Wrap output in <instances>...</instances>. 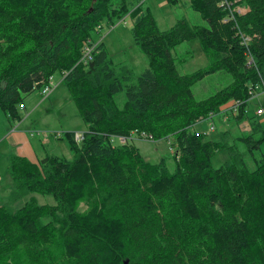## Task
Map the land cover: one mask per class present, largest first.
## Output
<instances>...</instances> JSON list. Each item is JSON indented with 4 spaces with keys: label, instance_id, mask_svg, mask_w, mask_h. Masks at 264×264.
Returning a JSON list of instances; mask_svg holds the SVG:
<instances>
[{
    "label": "trees",
    "instance_id": "1",
    "mask_svg": "<svg viewBox=\"0 0 264 264\" xmlns=\"http://www.w3.org/2000/svg\"><path fill=\"white\" fill-rule=\"evenodd\" d=\"M139 1L0 0L1 111L20 119L19 104L60 71L86 124L79 140L65 133L69 160L10 156L8 202H24L0 203V264H264V152H252L264 140L259 106L245 102L231 119L247 131L190 129L264 79V0H188L206 24L181 17L168 29ZM238 6L245 11H231ZM126 15L147 60L138 75L116 67L97 38ZM88 38L93 53L79 61ZM193 38L207 66L181 74L171 51ZM218 71L230 82L195 98L192 85ZM135 129L172 144V170L128 140L114 143ZM222 149L229 159L212 167ZM37 193L55 203H38Z\"/></svg>",
    "mask_w": 264,
    "mask_h": 264
},
{
    "label": "rangeland",
    "instance_id": "2",
    "mask_svg": "<svg viewBox=\"0 0 264 264\" xmlns=\"http://www.w3.org/2000/svg\"><path fill=\"white\" fill-rule=\"evenodd\" d=\"M143 5L153 14L157 26L161 29L170 28L181 17H185L192 25L206 24L205 20L189 7L188 0H144ZM239 8L242 9V7ZM132 23L131 16L126 15L124 19L117 21L113 26H103L97 38L102 37L101 42L107 51L106 54L116 64V67H128L134 75H138L146 67L147 60L132 41ZM171 52L175 57V65L181 74L190 73L207 66V55L197 39L193 38V40L182 42ZM61 76H63V72L60 71L52 75L54 87L46 98L41 96L37 90L26 96L24 100L25 108L19 110L20 119H11L0 109V203H8L16 208L24 202V199L16 203L8 202L10 187L12 186V181L8 175L11 155H25L29 161L35 162L46 155H57L68 158V160L73 157L68 142L64 138L65 133L70 131L81 134L86 129V124L68 94V89L65 83L62 82ZM230 80L231 77L227 72L210 73L195 82L191 90L195 98L204 99L228 84ZM118 93L116 99L123 102L124 94L122 92ZM250 101L248 107L253 106L255 108L260 105L264 107V93L254 96ZM214 120L217 124L214 132L209 133L206 130V123H198L194 129L197 132L205 133L209 137H216L220 131L224 130L223 127L231 126L232 132L249 130L245 129L244 123L237 127L232 126L231 119L229 122L222 123L219 115L215 116ZM260 122L264 130V115L260 117ZM118 137H115L114 143L120 144ZM127 140L129 144L135 145L147 161L158 162L161 158H165L169 169L172 170L175 166V160L172 156L174 149H169L170 146L167 140L145 141V139L137 138L135 135L131 140ZM227 152L226 149L215 152L211 158V166L217 167L228 160L230 156ZM252 152L255 156L264 152V140L260 143L259 148ZM33 196L38 203H55V200L49 194L37 193ZM85 207V204H80V210H84Z\"/></svg>",
    "mask_w": 264,
    "mask_h": 264
},
{
    "label": "built area",
    "instance_id": "3",
    "mask_svg": "<svg viewBox=\"0 0 264 264\" xmlns=\"http://www.w3.org/2000/svg\"><path fill=\"white\" fill-rule=\"evenodd\" d=\"M140 3L143 2L142 0L139 1ZM238 11V12H242V10L237 7L235 9H231V11ZM124 19V17L122 18ZM121 20V19H120ZM119 20V21H120ZM96 29L100 30V26H98ZM91 38L86 39L85 41H83L84 45H83V49H82V54H80V59L79 61H83L86 62L93 53V49H94V45H91ZM54 79L51 76L48 77L47 82H45V84L39 89V93L41 96H44L45 98L47 97V95H49V93L52 91L53 87H54V83H53ZM264 93V81L261 82H257L254 85L249 87V91H248V96L245 100H228L226 101V103H224L223 105H221L219 107V110L216 112H210L209 114H206V116H201L197 119V122L199 123H206V130L211 133L214 132L216 130V122L214 120L215 116L219 115L221 122H229L230 119H232V117L236 116L237 113H239L240 107L242 106L243 103L245 102H250V99H252L254 96ZM25 106L23 104H19V108L18 109H23ZM248 108H245V110H247ZM264 111V107L263 106H259L256 110H255V114L256 115H262ZM74 138L76 140H79L80 138H82V134L74 132ZM136 136L137 138L140 139H145L146 140H151L152 136L150 134H148L146 131H136L133 130L130 135L128 137H124V136H119V142L123 143L125 142L127 139H131L133 138V136Z\"/></svg>",
    "mask_w": 264,
    "mask_h": 264
},
{
    "label": "bare ground",
    "instance_id": "4",
    "mask_svg": "<svg viewBox=\"0 0 264 264\" xmlns=\"http://www.w3.org/2000/svg\"><path fill=\"white\" fill-rule=\"evenodd\" d=\"M240 37H241V43H243L244 45H247L248 44V42L250 41V38L248 37V36H244V35H240ZM252 60V58H251V56H249V60H248V62H250ZM261 81H264V79H260L259 81H257V82H261ZM257 82H254V83H252V84H249V86H247V90L249 91V87L250 86H252V85H254L255 83H257ZM210 113V112H209ZM245 122V121H244ZM199 122H197V120H195L193 123H192V125L190 126L191 128L190 129H194L195 128V126L198 124ZM136 130V129H135ZM195 130V132L196 133H201V134H205V133H202V132H197L196 131V129H194ZM133 130H131V132H132ZM136 131H138V130H136ZM130 132V133H131ZM148 133V132H147ZM148 134H150V133H148ZM130 135V134H129ZM151 136H152V139L151 140H155L154 139V137H153V135L152 134H150ZM169 142V141H168ZM167 142V143H168ZM169 149L170 150H172V149H174V152H175V148L172 146V144L171 143H169ZM173 152V153H174Z\"/></svg>",
    "mask_w": 264,
    "mask_h": 264
},
{
    "label": "crops",
    "instance_id": "5",
    "mask_svg": "<svg viewBox=\"0 0 264 264\" xmlns=\"http://www.w3.org/2000/svg\"><path fill=\"white\" fill-rule=\"evenodd\" d=\"M243 12L245 11V10H243V8L241 9ZM49 97V96H48ZM263 113H264V111H263ZM262 115H264V114H262ZM17 128V127H16ZM15 128V129H16ZM223 129H225L224 127H223ZM39 143H42V142H39ZM33 147V146H32ZM21 155V154H20ZM23 156H25V155H23Z\"/></svg>",
    "mask_w": 264,
    "mask_h": 264
},
{
    "label": "water",
    "instance_id": "6",
    "mask_svg": "<svg viewBox=\"0 0 264 264\" xmlns=\"http://www.w3.org/2000/svg\"><path fill=\"white\" fill-rule=\"evenodd\" d=\"M127 263H128V261H127V260H125L123 264H127Z\"/></svg>",
    "mask_w": 264,
    "mask_h": 264
}]
</instances>
